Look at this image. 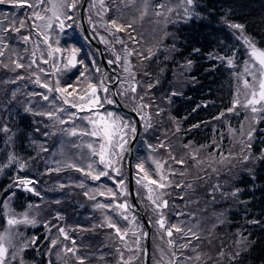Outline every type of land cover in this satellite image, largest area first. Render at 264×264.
<instances>
[{"label":"trees","instance_id":"obj_1","mask_svg":"<svg viewBox=\"0 0 264 264\" xmlns=\"http://www.w3.org/2000/svg\"><path fill=\"white\" fill-rule=\"evenodd\" d=\"M81 1L77 10L70 13L74 19L67 22L72 25L71 28L65 29L69 35L83 36L79 19ZM123 2L124 0H105L104 7L99 13L96 8L91 7L90 0L86 7L85 18H88L87 27L92 36L100 42L107 61H115L113 52L123 55L125 45L127 46L132 52L129 58L137 84L145 87L148 92L144 99L150 105L146 113H149L148 117L152 126L144 134L142 131L134 148L133 173L137 159L140 157L143 139L149 138L151 143L144 144L145 148L150 153L152 151L162 158H168V164H173L171 168H168V172L174 169L177 171L186 169L181 177L186 182H190L188 180L194 168L188 165L191 162L188 155H180V149L196 148L200 150V154L205 153L210 159L220 161L221 153L224 156L230 153L227 149L231 136H227L226 133H237L239 130L241 133L244 132V127L239 129V123L244 116L228 111L232 108L241 66L238 67L236 62L234 66H228L226 58L231 57L235 49L244 52L236 35L234 36L230 31L232 28L230 25H243V35L254 41L258 48L264 49V0H196L195 11L187 22L177 28L170 25L172 29L167 32L173 31V42L169 40L162 42V38L157 39L161 27L151 22L154 19L152 11L139 24L135 23V19L124 18L125 11L121 10ZM130 9L137 16V7L134 5ZM30 12L31 8L27 6L14 7L10 3L0 4V35L8 44L5 56L0 57L3 64H8L7 68L0 64V232L8 229L6 223L8 216L22 217L37 207L39 222L35 225H18L20 226L18 233L22 234L19 235L22 238L20 243H29V246L21 252L22 260L26 264L47 263V252L51 249L48 236L52 229V234L58 240L59 228L66 229L71 239L70 248L75 247L76 255L84 256L85 264H123L120 258L121 252L124 262H128V257H125L127 255H124V250L116 251L119 245H117L118 239L114 229H104L100 226L103 222L101 212L113 213V210L96 207L101 203L112 204V199L95 195L93 201L85 194L87 186H100L104 191L108 186L113 189L115 183L107 177L93 180L84 172L68 167V164L49 161L51 153L59 158V154L54 150L57 125L51 122L46 123L45 117L41 120L42 117H37L33 112L34 109L28 110V107L19 102L23 94L13 95L11 91L19 83L30 88L34 78L40 73L43 80L50 78L51 75L45 77V74L39 71L44 66H49L50 71L53 72L51 62L44 65L40 61L41 51L46 55L47 46L32 27L33 21L28 19ZM112 19H117L123 24L132 23V27L118 33L115 29L109 30L110 26L106 27V22ZM20 20H24L26 26L19 32L3 31L4 28L11 29L13 22L16 23V27H19ZM140 26L147 28V31L151 32L157 40L151 43L149 39L142 36L144 29ZM50 34L54 36H50L49 43L55 47V41L59 38L60 47L65 46V37L55 26ZM99 35L103 37V42L99 41ZM23 36L30 37L27 43L22 41ZM117 36L125 43H117ZM132 37H135V40ZM81 43L83 47L77 54L78 59L83 58L85 63L88 62L82 57L86 47L103 70L97 53L88 41L83 40ZM33 51H36L35 57L32 55ZM68 54L64 52L62 55ZM149 56V59L144 58ZM34 59L35 64H32ZM11 61H18L24 67L16 69ZM110 65L117 69L115 63ZM185 66H188L189 70L184 75L186 81L190 82H186L188 84L176 92L173 90L172 83L176 70L185 69ZM81 68L82 66L77 65V68L71 71L75 73ZM23 72L24 78L19 79ZM107 77L106 82L112 83L113 76L107 73ZM9 78L14 82L7 84ZM64 78L61 79L62 82ZM51 82L54 84L55 80ZM148 84H152L153 87L149 88ZM108 94L111 95L110 89ZM120 99L129 108L132 107V104L125 99L122 97ZM113 106L117 113L132 119L120 112L116 105ZM221 113L224 115L221 116ZM260 115L264 116V113ZM67 127L71 128L72 124H67L64 129ZM5 128L8 131H3ZM253 129H255L253 138L249 142L251 148L243 147L241 151L233 155L235 158H231L230 162L224 161L229 164L219 175L218 181L219 183L224 180L231 181V186L227 190H212L214 181L211 184L200 168H197L200 175L195 172L196 178L191 179L195 181L193 193L185 192L183 187H177V184L171 187L177 200L171 201L170 208L173 211L171 219H175L174 215L180 212L179 217L183 219L193 217V221L201 220L202 225L198 229L200 228L199 230L203 233L193 236L187 232L189 228L185 224L180 226L184 231L173 230L171 240L174 245L168 248L170 256L175 253L172 264L173 261L174 264H264V119L255 123ZM63 133L65 132L62 130L61 134ZM84 138L90 140L89 137ZM161 141L167 144V150L159 147ZM74 145L76 144L69 138L64 149L77 152L79 149ZM169 152L177 159L183 158L184 165L171 159ZM84 154L87 158L89 157L88 152ZM244 155L249 156L246 162L243 160ZM10 158L13 159L10 160ZM127 160L126 151L120 163L121 175L110 174L127 181ZM146 162V166L150 167V162L148 160ZM82 168L86 169V167ZM174 176L178 177V173ZM20 179L32 180L33 183L27 187L33 188L34 191H27L19 183ZM214 180L216 181L217 178L215 177ZM81 184L83 187L80 186ZM205 188L207 191L204 190ZM180 189L183 191L179 194ZM215 192H218L217 197L220 202L213 204L210 209L207 203L210 199L213 203L217 201ZM143 194L145 196L143 198L138 196L137 201L148 222L152 224L150 215L155 212L146 194ZM130 211L136 217L131 207ZM168 213L170 216V212ZM219 214L222 219L216 217ZM141 227L145 232L143 225ZM102 230L103 232L100 233ZM105 230L110 234L105 233ZM196 236L199 238H195ZM108 237L112 240V244L108 243ZM33 238L35 243H31ZM73 240L75 246L72 244ZM144 243L145 240L142 242V255ZM180 245H187V247H180ZM53 250L54 256L57 250ZM69 254V263L78 264L75 256L71 252ZM197 256L200 257L199 260L196 259ZM17 262L14 261L13 264H18ZM52 264L60 263L52 260Z\"/></svg>","mask_w":264,"mask_h":264},{"label":"snow or ice","instance_id":"obj_2","mask_svg":"<svg viewBox=\"0 0 264 264\" xmlns=\"http://www.w3.org/2000/svg\"><path fill=\"white\" fill-rule=\"evenodd\" d=\"M130 2L135 3L136 0H130ZM140 2L143 5V12L141 14L143 16L147 13L149 0H140ZM4 3H10L14 7L27 6L28 8L32 9L31 13L28 14V19L33 21L32 27L36 30V34L43 38V43L47 46L46 55L43 51H41L40 61L44 64L51 62L50 66L53 68L52 73H48L43 68H40L39 71L43 72L45 75L52 76H56L57 73H60L65 77L64 81L62 82L61 78L57 76L54 84L51 81H42L39 76L36 77L34 83H36L39 87L46 89L47 91L43 93H32L31 95L41 96L42 99L48 101L54 109L53 111L36 114L45 115L48 119L54 120L59 124L71 123L73 125L71 128L63 129V131L70 136H86L90 138L86 145L89 150V159H91V157H97L98 159L89 162L87 164V169L79 167L74 163H69L67 166L75 168L77 171L84 172L93 180H100L101 177H107L108 179L112 180L120 188V192L116 193L111 188H106L104 191H100L99 195L105 196L106 198H111L113 203H101L97 204L96 207L109 210L115 209L117 215H119L123 220L129 221L130 206L126 201L120 202L118 200V196L127 195L126 187H124L123 180H115V176L111 175L110 173L121 175L120 163L123 159V154L126 151H129L127 148L129 141L135 139L136 137V122L122 117L114 111L107 110L105 105L118 106L119 101L115 100L113 98L114 96L125 95L129 90L132 93H135V82L130 84L129 89H125L119 93L113 91L111 95H109V86L106 83L108 79L107 74L96 63L95 59H92L90 64H86L83 58H77L78 52H80L83 47L81 41L89 40L90 42V39L87 36L69 35L67 32H65V29L72 27L71 24H66V21L74 19V16L70 13H74V11L77 10L80 0H0V4ZM100 3L101 7H104L103 0H100ZM181 4L185 5L183 7L184 17L191 18L195 11L194 0H181ZM156 7L159 9H166L167 12L174 11L173 8L167 7L165 4H159L156 5ZM155 14L157 16H163L164 12L157 11ZM37 21L42 23H37ZM25 26V21L20 20L19 27H16V23L13 22L11 29L4 28L3 31L7 32L11 30L19 32L20 29ZM54 26L65 37V46L63 48L60 47L59 38H57L55 41V47L52 43H49L51 38L50 33L53 31ZM106 27H109V30L115 29V31L118 33L131 28L132 23L123 24L119 23L117 19H112L111 21L106 22ZM230 27L239 29L241 31L240 38L243 39L244 44L248 48L247 54L249 56V60L244 62V73L239 74L238 78L241 79L242 83L240 87H238L236 95L233 98L232 108L228 109V111L232 112L237 107H242L252 113V121L259 123L260 119H264V116L260 115L264 113V49L258 48L254 41L243 35V25L231 24ZM21 39L23 42L27 43L30 37L23 36ZM101 39L103 40V38ZM132 39L135 40V37H132ZM116 42L121 44L125 43L118 36L116 37ZM105 43L107 42L105 41ZM77 44L80 46H74ZM6 49H8V44L5 43L4 38L0 36V57L5 56ZM37 50H39L38 46ZM64 52L69 54L67 56H63L62 54ZM124 52L125 56L123 58L120 55H116L115 61L110 60L108 63L120 64L123 59L124 71L129 72L130 75H132L134 81L135 74L131 73L130 61L128 60V56L132 55V52L127 48L126 45ZM57 54L61 55L58 57ZM32 55L35 57L36 51H33ZM144 58L149 59L150 56ZM219 58L225 59L224 57ZM226 59L228 66H234V57H229ZM11 63L15 64L16 69L24 67V65L18 61H11ZM0 64H3V62L0 61ZM32 64H35V59L32 61ZM77 65L82 66L83 70H78L75 73H72L71 70L76 69ZM3 67L7 68L8 64H3ZM29 67H31V65H29ZM97 73L100 75L94 80V77ZM247 77H250L251 79H248ZM23 78V76L19 77V79ZM148 87L151 88L153 85L148 84ZM54 93L56 95H53ZM241 95L244 97L243 100L240 98ZM130 99L133 100L135 105L133 111H135L136 114L140 116V119L144 121L143 126L145 129L150 128L152 126L150 123V117L146 118V114L144 113V109L149 108L150 105L143 103L144 96H139V103H137V97L135 96L130 97ZM57 100L61 101V103L57 104ZM64 105H67L68 108L75 109L76 111L68 112ZM59 113H65L67 115V119L59 116ZM79 113L87 114L81 116ZM157 115H159V113H157ZM222 115H224V113H221V116ZM77 119L83 122V126L75 125L74 121ZM3 131H8V129L5 128ZM254 131L255 129L250 128V130L247 132V141L250 142L252 140ZM249 142L241 141L243 147L247 149L251 148V143ZM74 146L80 147L79 144ZM159 147L165 148L166 150L168 149L167 144L163 141H161ZM153 150H155V148H153ZM197 152H193L191 154V158L196 162V165H200L204 163V161L197 159ZM169 155L176 163L184 165L185 160L183 158L177 159L175 156H171V152H169ZM229 157L235 158L231 152L228 156H224L223 153H221L220 162L223 163L224 161L229 160ZM11 159L13 158H10V160ZM248 159V155L243 156V160L245 162ZM152 163L155 165L154 173L145 167V162L141 161L136 164L137 175L139 176L140 173H143V176L137 179L136 183L138 185H142L148 193L147 199L151 202L153 211L158 216L155 224H158L159 228L163 230L168 237H171L173 230L177 232L184 231V229L176 225L166 227L165 217L162 212V209L168 207V201L163 199V196L167 193L163 192L162 190L171 186L172 181L169 179V176L174 175V171L169 170L168 174L166 175L163 170V163L158 160H153ZM164 163H166V161ZM97 165L102 167L97 170ZM21 168H23V165H21ZM180 174L183 175V171H181ZM153 175L158 176V179H154ZM19 183L24 186L27 191H34L33 188L27 187L33 183L32 180L20 179ZM153 185L155 187H152ZM80 186L83 187V184ZM181 186L182 185L177 184V187ZM85 194L87 195V193ZM90 198L95 199L94 196ZM5 207H7V205H5ZM105 220L107 227L115 230V235L120 239V241H126L129 231H132V234L136 236L134 244L137 247V250L139 249L140 240L142 238H146L148 235L146 232L137 234L134 229H131L127 226L122 227L119 225L118 221H114L111 217L106 216ZM6 223L8 225V229L0 232V264H5V260L8 258L9 246H12L13 238L15 236L22 235L18 232L12 233L10 229L21 223L35 225L36 221L35 219L30 218L27 213H25L22 217H16L13 215L8 216ZM130 223H135L134 216L132 217ZM100 226L103 227L104 225L102 224ZM59 231L64 236V239H70L63 228H60ZM187 232L195 236V233L192 232L191 228L187 229ZM195 238L198 239L199 237L196 236ZM31 243H35V238H33ZM51 243L52 246L55 247L57 241L53 240ZM72 244L75 246L74 240L72 241ZM168 244L171 247L174 245V242L169 239ZM28 246V242H23L19 251L23 252ZM125 247H128L126 242ZM180 247H187V245H180ZM128 250L131 251L132 249L129 248ZM64 251L65 253L71 252L73 256H75L78 264H85L84 257L76 256L77 249L75 247L65 248ZM116 251L120 252V249L117 248ZM145 254H147L146 249ZM16 256L17 253L13 252L12 259H16ZM120 258L123 264H128V262L123 261L122 252ZM173 258L175 259V253H173ZM199 258V256L196 257L197 260H199ZM21 264H23V260H21Z\"/></svg>","mask_w":264,"mask_h":264},{"label":"rangeland","instance_id":"obj_3","mask_svg":"<svg viewBox=\"0 0 264 264\" xmlns=\"http://www.w3.org/2000/svg\"><path fill=\"white\" fill-rule=\"evenodd\" d=\"M104 1L105 0H103V4H104ZM195 3H196V0H194V5H195ZM159 4H165L167 7L173 8L174 11L167 12L166 9H159L156 7V5H159ZM90 5L92 8H96L97 11L99 13H101L102 7H101L100 0H91ZM134 5L137 7V16L134 15L130 9ZM184 6L185 5L181 4V0H149L147 13L142 16L141 14L143 12V5L141 4L140 0H136L135 3H131L130 0H124L123 4L121 6V10L123 11V9H124V11H125L124 18L130 17L132 19H135L136 24H139L142 20L146 19L148 17L149 13H151V11H152L154 14V19L151 22H155V24H158L161 27L159 29L160 32L158 33L159 38H157V39L162 38V42L165 40H169L170 42H173V39H172V38H174L173 37L174 36L173 31H169V32H167V31L172 29L170 25H174L177 28L180 25H182L183 23L188 21L189 18H185L184 14H183V7ZM31 11H32V9H31ZM157 11L164 12V15L163 16H157L155 14ZM85 12H86V10H85ZM134 17H137V18H134ZM87 21H88V18L86 17V22ZM67 22H69V20L66 21V24H67ZM37 23H42V22L37 21ZM144 23H147V22L144 21ZM140 27H142V26H140ZM142 28L144 29V27H142ZM138 30H139V28H138ZM230 31L232 32V34H234V36L236 35V39L238 40V42L240 43V45L243 47V50H244V52H243L242 50L237 51L235 49L231 53V57L235 58L234 62H236V65L238 67L241 66L239 74H242V73H244V66H245L244 62L249 60V56L247 54L248 48L244 44L243 39L240 38L241 37V31L239 29L230 28ZM161 35H162V37H161ZM0 36H2V35H0ZM50 36H54V35L50 34ZM142 36H145L147 39H149L151 43H153V42H155V40H157L154 38V36H152L151 32L147 31V28H145L142 31ZM101 38H103V37L100 36L99 41L102 40ZM102 42H103V40H102ZM85 49H86V52L83 54L82 57H84L88 61L86 64H90L91 60L94 59V56L90 53L88 48L85 47ZM239 50H240V48H239ZM113 54H115V58H116L117 53L113 52ZM60 55L61 54H57L58 57ZM120 56L123 58L125 56V53L123 55H120ZM128 60L130 61L131 73H134L133 69L131 67L132 66L131 65V59L129 58V56H128ZM44 65H46V64H44ZM115 65L117 66V70H118V74H119V81H118V85L116 87L117 91L121 92V91H124L125 89H129L130 84L133 82H135V84H136V92L135 93H132L129 90V91H127V93L125 95H119L120 97L125 99L127 102L132 104L131 108H133V107H135V105L133 103V100L130 99V97H132V96L137 97V103H139L140 102L138 99L139 96L145 97L146 94H148V92H146L145 87H141L140 85L137 84L136 76L134 77V81H133L132 75H130L129 72L124 71L123 59H122L120 64L115 63ZM184 68L185 69L182 68V69L176 70L177 73H176V76L174 77L173 82H172L173 83V90L176 92L180 89L182 90L183 89L182 87L190 82L189 80L186 81V77L184 75V74H186V71L189 70V67L185 66ZM43 69H45L48 73H52V71H50L51 68L49 66H44ZM81 70H83V68H81ZM23 74H24V72L21 74V76H23ZM97 74H98V76H97ZM97 74L95 75L94 79H96V77L97 78L99 77L100 74L99 73H97ZM239 74H238V77H239ZM38 76L40 77V79L42 81L56 80L57 76H59L61 79L64 77V75H61L60 73H57L56 76L45 75V77L50 76V78H48L46 80H43V78H41V76H42L41 73ZM36 77L34 78V81H35ZM247 78L251 79L250 77H247ZM7 80H9V81H7V84L13 81L10 78ZM34 81L31 83L30 88L24 86L22 83H19L15 87H13V89H11V91L13 94H23V98L21 100H19V102L24 104L29 109H34L33 112L35 114L36 113H43V112H47V111H53L54 109L49 104L48 101L43 100L42 97L39 95H37V96L31 95L32 93H43V92L47 91L46 89L39 87L36 83H34ZM186 82H188V83H186ZM241 83H242L241 79L237 78V89H238V87H240ZM237 89H236V92H237ZM53 95H56V94L54 93ZM235 95H236V93H235ZM240 98H241V100H243L244 99L243 95H241ZM56 103L60 104L61 101L57 100ZM143 103H146L145 99L143 100ZM16 106H19V104H16ZM64 107L67 109L68 112H75L76 111L75 109L70 110V108H68L67 105H64ZM105 108L107 110H111V111H114L117 113V111L113 105H105ZM146 110L147 109H144V113L146 114V118H147L149 113L147 114ZM232 113L233 114H242L244 116L243 120L239 123V127H240L239 129H242L244 127L243 128L244 129L243 134L240 132V130L237 133H230V132L226 133L227 136L228 135L231 136L230 137V145H229L227 150L234 155V154H236V152H239L243 149V145H242L241 141L247 142L246 134L250 130V128L253 129L256 122L252 121V119H251L252 113H250L249 111L245 110L242 107H237L234 111H232ZM86 114L87 113H79V115H81V116L86 115ZM118 114L121 115L122 117H125L124 115H122L120 113H118ZM58 115L67 119V115L65 113H59ZM36 116L39 118L42 117L41 120H43L45 117L46 123L51 122L52 124L57 125V132H56L57 139H56V147L54 150H55V152H57L59 154V158H56L51 153L50 154L51 159H49V161L52 160V161H55L56 163H64V164L74 163L79 167H86V169H87V164L89 162H91L92 160L98 159L97 157H91V159H89V157L87 158L86 155L84 154V152H88V155H89V150L86 147L87 142L89 140L85 139L84 137H79V136L73 137V136L68 135L67 133L61 134V131L64 129V127H66L67 124H70V123L59 124L58 122H56L54 120L48 119L45 115L36 114ZM138 117L140 119V116H138ZM125 118L132 120L128 117H125ZM74 123H75V125L83 126V122L78 120V119L75 120ZM140 123H141V132H140L139 139L141 137L142 131H143L142 134H144L147 130H149V128L145 129V127L143 126L144 121H142L141 119H140ZM68 128L69 127H67L66 129H68ZM51 134L52 133H50V135ZM69 138L73 140L74 144L80 145V147H77L79 149L77 152H70L67 149H64L65 145L69 142ZM131 141L132 140L129 141V144ZM148 143H151L150 139L144 138L143 142L141 144L140 157H139V159H137L138 161L136 162V164L143 161V162H145V167L154 173L155 172V165L152 163V161L158 160L164 164L163 170H164L165 174L167 175L168 174V168H171L173 166V164L172 163L168 164V161H167L168 158H162L158 153H155L152 151L150 153L148 151V149L145 148V145H144V144L147 145ZM129 144L127 145V148L129 146ZM197 150H198V152H197ZM179 151H180V155H183V156L188 155L189 156V159L191 160V162L188 163V165H192L194 168V171L192 172V176H191L190 180H188L190 182H186L185 179L182 178L181 177L182 175L180 174L181 171H185L186 169H182L181 171H177L174 169L173 170L174 175H175V173H178V177H175L174 175L169 176V179L172 181V184L170 187H167V188L162 190L163 192L167 193L166 195L163 196V199L168 201V207L162 209V212H163L164 217H165V226L170 227L172 225H176V226L180 227L183 224H185V226L187 228H191L192 232H194L195 234H198V235L203 234V233H201V230H199L200 228L198 229V227H200L202 225L201 220H196V221L194 220L193 221V219H194L193 217L185 218L183 220H176V218L171 219V212H173V211H171V208H170V205L172 204L171 201H177V200H175L176 194L171 189V187L174 184L179 183L180 185H182L183 190L185 192L190 191L191 193H193L195 191V189L193 187V186H195V181H191V179L196 178V174L200 175V171H201V172H203L202 174L206 175V179H208L211 184H212V181H214L212 184V190H215V191L216 190H223V191L227 190L231 186V181H229V180L225 181L224 180V181L219 183L218 177L220 174H222L224 172V170H226V166L229 163L228 164L225 162L221 163L219 160L210 159L209 157L206 156L205 153L200 154L199 153L200 150L196 149V148L195 149H191V148L180 149ZM193 152H197V158L199 160L204 161V163H202L200 165H196V162L191 158V154ZM231 158L232 157H229L228 162H230ZM147 160L150 162V167L146 166ZM165 161H166V163H164ZM251 162H252V160H251ZM209 165H211V166H209ZM96 167L98 170L100 168V165H97ZM197 168H200V171H198ZM213 169H215V170H213ZM195 172H196V174H195ZM134 173H136V175L133 174L134 175V182L133 183H134L135 193H136L137 197L140 196L143 198V196H145L143 193H145L146 196L148 195V193L142 185H138L136 183L137 179H139L140 177L143 176V173H140L138 176L136 166H135V172ZM215 177L217 178L216 181L214 180ZM153 178L158 179V176L153 175ZM115 180L119 181L121 179H119V177H115ZM123 182H124V187H126L127 195L118 196V200L120 202L126 201L128 203V205L130 206L131 200H130V195H129L128 185H127L126 179L125 180L123 179ZM197 186H198V182H197ZM152 187H155V186L153 185ZM108 188H110V187L108 186ZM86 189H87L86 190L87 195L90 197H93L95 195H99V192L103 191L100 186L96 187V185L87 186ZM206 189L207 188H205L204 190L207 191ZM112 190L116 193L120 192V188L116 184ZM169 190H170V192H169ZM183 190L180 189L179 194ZM158 191H161V190H158ZM217 193L218 192H215V199L217 201L213 203L211 201L212 199H210L209 203H207V204H209L207 206H209L210 209L213 207V204L220 202V199H218V197H217ZM196 195H197V193L194 195V197H196ZM92 200L94 201V199H92ZM148 204L150 205L149 202H148ZM148 204H147V206H148ZM36 209H37V207H35V209H33V210H30L29 213H27V215L30 218L35 219V221L37 223L40 221V219L37 216L38 211ZM92 209H94V208H92ZM168 212H170V216H168L169 215ZM90 214H94V213H90ZM101 214H102V221H103L102 224L105 226V227L103 226L104 229L109 228V227H107V223L105 220V217L108 216V217H111L114 221H118L119 225L122 227L127 226L131 229H134L137 234L144 233V231L141 227L142 223L140 224L141 221L139 220L140 221L139 222L138 221L139 218L137 217V215L135 217V215L132 214L131 211L129 212V221H125L119 215H117L115 209H113V213L109 212V213L103 214V212H101ZM180 214L181 213L179 212V213L175 214L174 216L177 217V216H180ZM133 216L135 217V223L134 224L130 223ZM150 216H152V224H151L152 236H151V247H150V262H151V258H152L151 264H172V260H174V258H173V255L172 256L169 255V249H168L170 247L168 244V240L171 239V237H168L164 233V231L159 228V225L155 224V221L158 219L157 214L153 213ZM216 217L222 219L221 214L217 215ZM136 218H138V219H136ZM171 220H172V222H171ZM18 225H27V224L21 223ZM18 225H16L14 228L10 229V231L12 233H17L18 231H20V226H18ZM59 229H58V240L55 237V235L52 234V229H51V234H49V236H48V238L50 239L51 242L53 240H55V241H57V243H56L55 247H53L52 243H51V249L49 250V252H47V263L46 264H52V260L53 261L55 260L56 263L59 262L60 264H70L69 260H68V256H70V254H69L70 252L65 253L64 249L70 248L71 239H69L70 241L68 239L67 240L64 239V236L60 233ZM64 230L68 235V232L66 231V229H64ZM102 232H103V230L100 233H102ZM104 232L107 234H110V232H107L106 230ZM117 239H118L117 245H119L120 250H124V252H125L124 255H127L125 257L126 258L128 257V262H131V264H144L143 257H141V256H143L141 252H142V246H143L142 242H144L145 238H142L140 240V245H139L138 250L134 244L136 236H134L132 234V231H129V234L126 237V241H120V239L118 237H117ZM21 241H22V238L20 236H15L13 238L12 246H9L8 258L5 260V264H13L14 261L15 262L18 261L17 263L21 264L22 257H21V252L19 251L20 246H21V243H20ZM107 241L109 244H112V240L109 237L107 238ZM125 242L127 243L128 247H125ZM6 245H7V241H6ZM58 247H60V248L57 249ZM129 248H131L132 250L131 251L128 250ZM52 250L53 251L57 250L56 252H54V256L52 255V253H53ZM13 252L17 253L16 259H14V260L12 259V253ZM131 252H132V254H131ZM76 256L84 257V256H81L78 254ZM180 261H182V260H180ZM183 263H187V262L183 261ZM23 264H26V263L23 261ZM74 264H76V263H74ZM87 264H96V263H87Z\"/></svg>","mask_w":264,"mask_h":264},{"label":"water","instance_id":"obj_4","mask_svg":"<svg viewBox=\"0 0 264 264\" xmlns=\"http://www.w3.org/2000/svg\"><path fill=\"white\" fill-rule=\"evenodd\" d=\"M89 0H82V3L80 5V9H79V14H80V23H81V29H82V33L84 36H87L90 39L87 40L92 48L94 49V51L97 53L98 55V59L101 62L102 66H103V71L105 73L110 72L113 74L112 70L110 69L109 64L107 63V61L104 58V54H103V50L101 48V45L99 44V42H97L94 37L91 35L89 29L87 28L86 25V21H85V7L86 4L88 3ZM119 80V75L115 74V81L114 83H112L111 85H109L111 93L113 91H115V87L118 83ZM115 100L119 101V105L117 106L122 112L130 115L133 117L134 121L136 122V127H137V133H136V137L135 139H133L129 146H128V164H127V173H128V190H129V195H130V200H131V207L132 210L136 213V215L139 217V219L141 220L142 224L144 225L145 228V232L148 233L147 237H146V241H145V246H144V251H143V262L144 264H151L150 263V247H151V226L148 223L146 217L144 216V214L142 213L137 199H136V193H135V189H134V183H133V168H132V164H133V156H134V148L136 145V142L139 139L140 136V132H141V124H140V120L138 118V116L128 107H126L122 101L118 98V96H114L113 97ZM145 249L147 250V254H145Z\"/></svg>","mask_w":264,"mask_h":264}]
</instances>
